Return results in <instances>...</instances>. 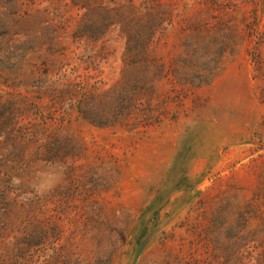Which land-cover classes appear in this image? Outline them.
<instances>
[{"label":"rangeland","instance_id":"374dc122","mask_svg":"<svg viewBox=\"0 0 264 264\" xmlns=\"http://www.w3.org/2000/svg\"><path fill=\"white\" fill-rule=\"evenodd\" d=\"M0 264H264V0H0Z\"/></svg>","mask_w":264,"mask_h":264},{"label":"trees","instance_id":"16d2710c","mask_svg":"<svg viewBox=\"0 0 264 264\" xmlns=\"http://www.w3.org/2000/svg\"><path fill=\"white\" fill-rule=\"evenodd\" d=\"M148 36H149L148 41H150L151 38H152V37H151L152 35H148ZM148 45H149L148 42H147V43L139 42L138 49H141L142 51H143V50L146 51V47H148ZM126 52H127V51H126ZM128 53H129V52H127V54H128ZM215 70H216V68H215V69H212V70L208 73V76H212Z\"/></svg>","mask_w":264,"mask_h":264}]
</instances>
